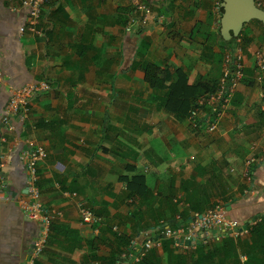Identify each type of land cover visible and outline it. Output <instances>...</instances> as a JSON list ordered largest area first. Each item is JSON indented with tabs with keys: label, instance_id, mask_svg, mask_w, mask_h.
<instances>
[{
	"label": "crops",
	"instance_id": "obj_1",
	"mask_svg": "<svg viewBox=\"0 0 264 264\" xmlns=\"http://www.w3.org/2000/svg\"><path fill=\"white\" fill-rule=\"evenodd\" d=\"M145 1L163 20L133 23L130 0H46L31 29L22 0H0V264H25L39 233L20 207L28 145L46 151L35 185L57 212L35 264H126L157 224L219 202L241 224L264 216L263 25L250 20L225 46L214 0ZM229 45L243 77L212 133L175 118L144 81L146 63L165 86L176 70L189 85L217 81ZM39 81L48 88L26 117L3 123L9 92ZM80 205L99 220L81 221ZM190 254L164 241L142 264H190Z\"/></svg>",
	"mask_w": 264,
	"mask_h": 264
},
{
	"label": "built area",
	"instance_id": "obj_2",
	"mask_svg": "<svg viewBox=\"0 0 264 264\" xmlns=\"http://www.w3.org/2000/svg\"><path fill=\"white\" fill-rule=\"evenodd\" d=\"M133 23L146 25L151 20H163V15L153 14L145 0H130ZM46 0H22V5L28 13V27L31 29L38 23L41 10ZM260 8L261 0H253ZM222 0L213 1V9L219 12ZM255 63L259 70H264V50L257 49L254 53ZM242 52L238 47H228L223 54L222 68L213 92L196 98L187 114V119L192 128L212 133L217 128L224 109L229 105L235 86L243 77ZM3 77L0 74V88ZM48 84L43 81L24 85L9 92L8 101L2 122L6 123L8 117L17 115L22 120L30 111V103L33 97L45 91ZM1 140H4L2 137ZM46 157V151L41 146L28 145L22 148L18 154V160L25 172L26 199L20 200V207L25 215L37 222L39 233L34 241L33 248L28 254L25 264H35V259L45 248L51 232L52 223L57 212L45 206L40 199V192L35 185L36 170L38 164ZM250 159L247 163H251ZM1 165V164H0ZM79 214L83 222H97L96 216L90 209L80 205ZM251 222H249L250 224ZM247 228L238 220L227 216L223 203L213 204L203 211L191 212L185 219L157 224L152 233L144 235L139 243L136 253L127 260L126 264H139L144 254L156 247H160L164 241H169L176 251H193L197 246L205 249L219 244L224 238H241L246 236ZM135 244V243H134ZM133 246V243H132ZM123 258L127 255L123 253ZM127 259V258H126ZM241 262L246 260L244 254L239 255Z\"/></svg>",
	"mask_w": 264,
	"mask_h": 264
},
{
	"label": "trees",
	"instance_id": "obj_3",
	"mask_svg": "<svg viewBox=\"0 0 264 264\" xmlns=\"http://www.w3.org/2000/svg\"><path fill=\"white\" fill-rule=\"evenodd\" d=\"M222 11L221 7L219 37L221 44L226 46L238 36H229L228 31L223 28L221 21ZM143 72L144 81L155 93H159L157 98L160 99V106L172 112L177 119L187 117L194 100L213 92L218 81L210 74L206 76L199 75L190 85H187L185 74L180 70H176L174 72L176 80L165 86L166 79H164L162 72L154 64L146 63ZM189 101H191L190 107L188 105ZM138 180L140 179H135L134 181L137 182ZM245 226L247 234L244 237H226L219 244L207 249L200 245L197 246L191 251L190 258L193 262L190 264H264V216H260L250 224L248 222L245 223ZM240 254L246 256L244 262L240 261ZM145 255L146 253L140 261L141 264L147 259ZM179 257L181 258L180 264H188L186 256L181 255Z\"/></svg>",
	"mask_w": 264,
	"mask_h": 264
},
{
	"label": "water",
	"instance_id": "obj_4",
	"mask_svg": "<svg viewBox=\"0 0 264 264\" xmlns=\"http://www.w3.org/2000/svg\"><path fill=\"white\" fill-rule=\"evenodd\" d=\"M221 21L228 35L236 37L244 24L252 19L264 27V10L257 7L253 0H222Z\"/></svg>",
	"mask_w": 264,
	"mask_h": 264
},
{
	"label": "rangeland",
	"instance_id": "obj_5",
	"mask_svg": "<svg viewBox=\"0 0 264 264\" xmlns=\"http://www.w3.org/2000/svg\"><path fill=\"white\" fill-rule=\"evenodd\" d=\"M262 2H261V4H260V8L261 9H263L264 10V0H261ZM259 25H260V23H259ZM261 26V25H260ZM262 27V26H261ZM229 47H234V46H232V45H229ZM221 68H222V66H221ZM185 78H186V84L187 85H189L188 83H187V75L185 74ZM176 79H173V81H171V82H174ZM170 85V84H169ZM188 105H189V107H190V105H191V101H189L188 102Z\"/></svg>",
	"mask_w": 264,
	"mask_h": 264
}]
</instances>
